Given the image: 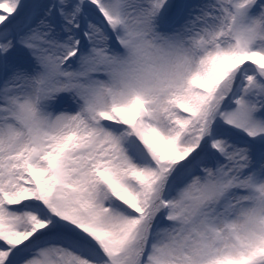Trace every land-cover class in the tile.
I'll return each instance as SVG.
<instances>
[{
  "label": "snow or ice",
  "instance_id": "6c2138e0",
  "mask_svg": "<svg viewBox=\"0 0 264 264\" xmlns=\"http://www.w3.org/2000/svg\"><path fill=\"white\" fill-rule=\"evenodd\" d=\"M0 264H264V0H0Z\"/></svg>",
  "mask_w": 264,
  "mask_h": 264
},
{
  "label": "rangeland",
  "instance_id": "374dc122",
  "mask_svg": "<svg viewBox=\"0 0 264 264\" xmlns=\"http://www.w3.org/2000/svg\"><path fill=\"white\" fill-rule=\"evenodd\" d=\"M64 106L65 107H72L70 100H68L67 98H66V100L64 102ZM165 223H167V222H165Z\"/></svg>",
  "mask_w": 264,
  "mask_h": 264
}]
</instances>
